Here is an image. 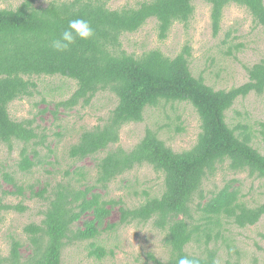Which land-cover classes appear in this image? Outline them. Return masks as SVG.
I'll use <instances>...</instances> for the list:
<instances>
[{"label": "trees", "instance_id": "trees-1", "mask_svg": "<svg viewBox=\"0 0 264 264\" xmlns=\"http://www.w3.org/2000/svg\"><path fill=\"white\" fill-rule=\"evenodd\" d=\"M197 1L152 0L136 8L112 10L106 0L53 1L45 7H37L36 0H24L15 9H0V144L10 150L15 142L24 145L18 164L22 173L41 164L38 148L45 146L46 136L38 133L35 119L14 120L9 106L36 95L34 78L62 77L77 83L74 94L55 105L56 113L88 107L101 92L117 98L104 124L84 129L69 148L74 161H96L95 182L89 184L90 174L79 169L67 172L69 180L52 186L51 193L45 187L35 194L31 188L33 196L48 203L41 224L25 229L31 253L24 258L22 244L13 240L9 257L0 264H63V252L83 243H89L88 256L101 261L114 256L97 243L103 234L149 222L165 233L169 258L164 262L149 254L146 264H178L184 256L196 258L199 264H219L216 251L208 247L212 239L222 237L226 225L246 229L259 223L264 203L254 208L244 203L236 180L209 193L204 184L225 167L233 174L248 173L264 180V154L254 145L256 134L248 125L232 127L227 121V113L239 99L264 96V59L246 68L247 83L226 91L216 90L202 76H193L188 46L175 58L160 50L138 57L122 48L123 36L138 33L150 20L157 23L159 40H167L176 24L191 21ZM202 1L210 6L214 37L220 34L224 12L231 5L246 9L256 26L264 28V0ZM77 18L90 22L95 37L86 42L78 39L66 52L55 51L51 42ZM181 103L191 104L201 123V133L190 150L175 152L151 129L132 150L119 146L122 129L143 123L147 109ZM145 165L164 177L160 197L146 194L147 200L135 208L105 199L102 191L112 182ZM3 180L13 191H0V215L24 213L23 205L8 204L6 198L25 197L26 190L9 173L3 174ZM114 209L119 211L116 223L111 222ZM203 238L204 253L189 254L187 247ZM251 264L261 263L254 259Z\"/></svg>", "mask_w": 264, "mask_h": 264}, {"label": "rangeland", "instance_id": "rangeland-1", "mask_svg": "<svg viewBox=\"0 0 264 264\" xmlns=\"http://www.w3.org/2000/svg\"><path fill=\"white\" fill-rule=\"evenodd\" d=\"M24 0H0V9H15ZM53 1L36 0V6H47ZM112 10L124 7L136 8L143 2L152 0H106ZM195 14L187 25L176 24L165 41L158 38L157 23L150 20L138 33L127 34L122 38V48L131 55L141 56L151 50H160L169 58H175L183 49L191 48L190 69L195 77H204L206 83L216 90L229 91L248 82L246 68L264 59V28L257 27L250 13L237 5H231L224 12L222 28L218 37L213 36L210 6L198 0L194 3ZM229 51L231 55H229ZM38 91L33 98L16 101L9 106L10 116L16 121L35 119V127L42 137L45 134V146L39 147L42 160L31 172L22 173L18 164L24 147L15 142L13 149L0 144V191L12 192L11 186L3 180V174L9 173L26 190L23 196H8L6 202L11 205H23L24 213L9 212L0 215V260L9 257L13 240L22 244L21 255H30L26 227L40 225L42 213L48 203L41 197L33 196L45 187L49 193L52 186L69 180L67 172L83 169L88 183L96 178L94 159L78 162L70 159L69 148L76 143L84 129H92L104 124L109 113L115 108L117 98L109 92H101L88 107H77L72 111L59 110L55 105L69 99L77 89V83L62 77L34 78ZM44 112V113H43ZM103 120V122H101ZM227 121L232 127L248 125L256 134L254 145L264 154V96L251 94L239 99L227 113ZM147 129L156 131L160 138L175 152L190 150L196 144L201 133L199 116L189 103L166 105L157 109H147L144 122L130 124L121 131L119 146L132 150L144 137ZM41 141V139L39 140ZM31 146V145H30ZM99 157H102L99 156ZM37 162V160H35ZM52 164V165H51ZM73 176V175H71ZM236 180V187L242 190L244 203L251 208L264 203V180L252 178L248 173L233 174L226 167L219 170L215 178L206 181L204 188L211 192L222 188L225 182ZM164 177L150 166L138 167L132 172L116 179L106 191H102L106 200L123 201L127 208H135L144 203L148 196L160 197L164 191ZM32 188V190H31ZM46 195L45 197H49ZM149 198V199H150ZM119 219L118 209L113 210L111 222ZM264 216L255 226L241 229L233 224L225 226L223 236L212 239L210 249L217 253L219 264H251L257 259L264 262ZM165 233L156 229L153 222L133 223L120 227L116 231L103 234L97 243L110 254L103 260L90 258L89 243L68 247L63 252V264H146L148 255L166 262L169 250L164 244ZM205 238L201 243H192L187 252L201 256L206 248Z\"/></svg>", "mask_w": 264, "mask_h": 264}, {"label": "clouds", "instance_id": "clouds-1", "mask_svg": "<svg viewBox=\"0 0 264 264\" xmlns=\"http://www.w3.org/2000/svg\"><path fill=\"white\" fill-rule=\"evenodd\" d=\"M95 37V31L90 22L86 19H73L68 23V27L62 31L59 38L51 42V47L57 52H66L79 39L80 41H89ZM178 264H199L194 257H181Z\"/></svg>", "mask_w": 264, "mask_h": 264}]
</instances>
